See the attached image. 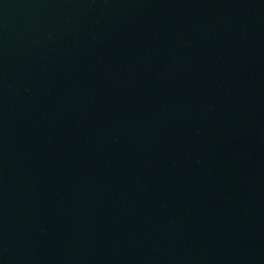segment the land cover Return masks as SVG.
Segmentation results:
<instances>
[{"label": "water", "instance_id": "obj_1", "mask_svg": "<svg viewBox=\"0 0 264 264\" xmlns=\"http://www.w3.org/2000/svg\"><path fill=\"white\" fill-rule=\"evenodd\" d=\"M0 264H264V0H0Z\"/></svg>", "mask_w": 264, "mask_h": 264}]
</instances>
